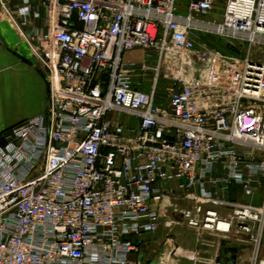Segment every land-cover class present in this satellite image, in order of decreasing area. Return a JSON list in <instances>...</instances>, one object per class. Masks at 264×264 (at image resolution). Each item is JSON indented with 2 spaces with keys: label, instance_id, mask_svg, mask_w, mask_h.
<instances>
[{
  "label": "built area",
  "instance_id": "1",
  "mask_svg": "<svg viewBox=\"0 0 264 264\" xmlns=\"http://www.w3.org/2000/svg\"><path fill=\"white\" fill-rule=\"evenodd\" d=\"M215 3L0 0L48 88L0 142V264H150L144 235L171 210L264 264V59L236 66L204 41L263 44L264 0H226L221 18Z\"/></svg>",
  "mask_w": 264,
  "mask_h": 264
},
{
  "label": "crops",
  "instance_id": "2",
  "mask_svg": "<svg viewBox=\"0 0 264 264\" xmlns=\"http://www.w3.org/2000/svg\"><path fill=\"white\" fill-rule=\"evenodd\" d=\"M34 1L39 2V0ZM135 54L140 55L138 51L129 55L136 57ZM47 101L48 88L43 73L34 65L24 40L10 18L0 10V142L3 141V138L13 126L44 112ZM217 174H221L220 169L217 170ZM217 194L222 196L223 192L218 191ZM230 196L233 200L240 199L241 201L260 205L263 199V192L259 190L253 196H245L239 192L236 186H233ZM177 203L181 207L192 205V202H188L183 198H179ZM218 211L222 216H228L231 213V209L224 206H219ZM175 221L181 223V221ZM186 228L195 235V242L198 241L197 238L200 239L202 236L201 245L205 246L204 252L211 258L212 264L240 263L239 260V263H237L228 258L233 249L222 248L221 243L212 241L214 239L218 242L221 240L233 241L235 239L233 235L204 229ZM164 229L168 228L163 224L157 232ZM157 232L144 235L145 246L137 256L138 259L150 264H162L163 261H165V264H192L184 257L179 259L171 257V252L161 254L156 262L154 260L150 261L148 241L151 239V242L158 241V243H161L164 240L161 238L162 234L159 233L156 236ZM175 239L177 240V238ZM263 245L264 241L258 252L259 260H264ZM191 249L194 250L192 247ZM249 252L250 250L247 249L242 252V255L240 254L243 257L240 258L243 263L249 257ZM219 256L221 257L220 260L218 259Z\"/></svg>",
  "mask_w": 264,
  "mask_h": 264
},
{
  "label": "rangeland",
  "instance_id": "3",
  "mask_svg": "<svg viewBox=\"0 0 264 264\" xmlns=\"http://www.w3.org/2000/svg\"><path fill=\"white\" fill-rule=\"evenodd\" d=\"M226 0H216L215 3V10L216 14L219 18H221V15L224 10V4ZM180 11L185 13V9H181ZM205 43L212 47L217 49L226 59L235 62L234 65H240L241 61H243L247 56H251L255 59H264V43H254L251 44V42L247 40H242L238 38H228V37H219L217 35H207L204 39ZM138 58L139 55L135 54ZM196 62H193L191 67L193 68V72L191 74L192 77H199L202 73V70L204 68V63L200 61L196 55H194ZM126 57L132 58L135 56L127 55ZM221 67L216 68V74L219 76L221 75ZM233 72L237 73V68H233ZM215 78V77H214ZM210 79V78H209ZM223 81V80H222ZM172 82L170 79H165L162 81V86L160 87L161 90H165L167 86H169ZM171 210L169 212V218L178 220L181 223H175L171 228L166 227L168 229L161 230L156 233V236L160 233L161 238H163V242L158 243V241L151 242V239L148 241L149 246V259L150 261L154 260L155 262L158 261V258L161 254H167L171 252V257L179 259L180 257L186 258L189 262L192 264H212L211 258L207 256V254L204 252L205 246H202V236L198 239L197 242H195V235L190 232L186 227H184V218L182 214L179 212L173 213ZM179 224V225H178ZM176 226V227H175ZM180 233V234H179ZM164 234V235H163ZM199 237V236H198ZM177 238V240L175 239ZM214 239V238H213ZM244 238H238L234 239L233 241H223L220 242L216 241L215 239L212 241H215L216 243H221L222 248H228L233 249V252L230 253L228 258L231 260L238 262L239 264H250V261L252 257H247L246 262L243 263L240 258H243L242 252L248 249L247 241L243 240ZM176 246H175V241ZM204 242V241H203ZM213 243V242H212ZM191 247L194 249L192 250ZM195 247V248H194ZM203 249H202V248ZM264 247V245H263ZM178 248H181L182 251H179ZM264 251V248H263ZM241 254V255H240ZM219 260L221 257L219 256ZM155 264V263H153Z\"/></svg>",
  "mask_w": 264,
  "mask_h": 264
}]
</instances>
